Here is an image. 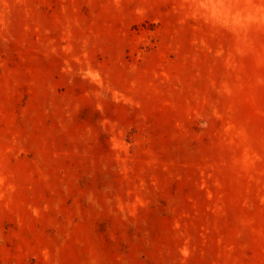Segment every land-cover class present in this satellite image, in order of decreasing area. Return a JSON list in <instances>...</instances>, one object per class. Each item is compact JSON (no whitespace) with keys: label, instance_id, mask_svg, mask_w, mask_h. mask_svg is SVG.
<instances>
[{"label":"rangeland","instance_id":"rangeland-1","mask_svg":"<svg viewBox=\"0 0 264 264\" xmlns=\"http://www.w3.org/2000/svg\"><path fill=\"white\" fill-rule=\"evenodd\" d=\"M0 264H264V0H0Z\"/></svg>","mask_w":264,"mask_h":264}]
</instances>
